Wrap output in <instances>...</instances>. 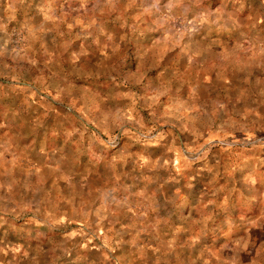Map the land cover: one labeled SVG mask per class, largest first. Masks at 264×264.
<instances>
[{"label": "rangeland", "instance_id": "rangeland-1", "mask_svg": "<svg viewBox=\"0 0 264 264\" xmlns=\"http://www.w3.org/2000/svg\"><path fill=\"white\" fill-rule=\"evenodd\" d=\"M0 264H264V0H0Z\"/></svg>", "mask_w": 264, "mask_h": 264}]
</instances>
